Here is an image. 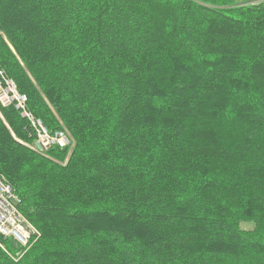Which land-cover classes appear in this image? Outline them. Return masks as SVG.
Masks as SVG:
<instances>
[{"label": "trees", "instance_id": "trees-1", "mask_svg": "<svg viewBox=\"0 0 264 264\" xmlns=\"http://www.w3.org/2000/svg\"><path fill=\"white\" fill-rule=\"evenodd\" d=\"M0 67L73 141L0 106V264H264V0H0Z\"/></svg>", "mask_w": 264, "mask_h": 264}, {"label": "built area", "instance_id": "built-area-1", "mask_svg": "<svg viewBox=\"0 0 264 264\" xmlns=\"http://www.w3.org/2000/svg\"><path fill=\"white\" fill-rule=\"evenodd\" d=\"M0 106L12 107L28 124L31 143L26 145L37 154L44 155L52 148L64 150L71 144L65 130H48L43 122L28 109L27 97L0 67ZM72 147V144H71ZM20 200L11 186L0 176V239L10 240L15 246L27 248L39 236L38 231L19 211ZM2 247V246H0Z\"/></svg>", "mask_w": 264, "mask_h": 264}, {"label": "rangeland", "instance_id": "rangeland-1", "mask_svg": "<svg viewBox=\"0 0 264 264\" xmlns=\"http://www.w3.org/2000/svg\"><path fill=\"white\" fill-rule=\"evenodd\" d=\"M239 2H242V3H254V4H256V3H258V2H260V0H239ZM34 115V114H33ZM37 118V117H36ZM39 119V118H38ZM41 120V119H40ZM26 126H27V129L29 130V127H28V124L26 123ZM46 127V126H45ZM47 128V127H46ZM48 129V128H47ZM61 129L62 130H65L66 131V133H67V135H68V137L70 138L69 140H71L70 142H71V144L73 145V141H72V138H71V136H70V134H69V132L61 125ZM49 130V129H48ZM28 134L30 135V132L28 131ZM31 143V138H30V136H29V140H28V142H25V143H23L24 145H29ZM71 144L67 147V148H65L64 150H68V152L71 150ZM70 153V152H69ZM65 162H66V160H65ZM64 162V163H65ZM29 222V221H28ZM242 228H244V229H246V230H248V229H250L251 228V225H247V224H243L242 225ZM36 229V228H35ZM37 230V229H36ZM3 241H5V239H3ZM3 248V247H2ZM17 256H19V255H17ZM20 257V256H19ZM18 257V258H19Z\"/></svg>", "mask_w": 264, "mask_h": 264}, {"label": "bare ground", "instance_id": "bare-ground-1", "mask_svg": "<svg viewBox=\"0 0 264 264\" xmlns=\"http://www.w3.org/2000/svg\"><path fill=\"white\" fill-rule=\"evenodd\" d=\"M45 155V154H44Z\"/></svg>", "mask_w": 264, "mask_h": 264}]
</instances>
